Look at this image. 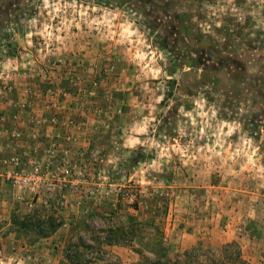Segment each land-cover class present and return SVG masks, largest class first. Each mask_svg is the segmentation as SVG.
<instances>
[{
  "label": "rangeland",
  "instance_id": "1",
  "mask_svg": "<svg viewBox=\"0 0 264 264\" xmlns=\"http://www.w3.org/2000/svg\"><path fill=\"white\" fill-rule=\"evenodd\" d=\"M7 120L0 264H70L135 187L172 252L236 241L264 264V0H0Z\"/></svg>",
  "mask_w": 264,
  "mask_h": 264
},
{
  "label": "trees",
  "instance_id": "2",
  "mask_svg": "<svg viewBox=\"0 0 264 264\" xmlns=\"http://www.w3.org/2000/svg\"><path fill=\"white\" fill-rule=\"evenodd\" d=\"M134 189V192L127 190L125 195L124 192L120 193L114 208L111 204H106L107 215L119 219L101 230L100 236L92 239V242L79 236L77 239L71 238L65 244V256L70 264H253L236 241L221 245L217 252L203 251L200 247L172 252L165 242V229L158 220L161 213L165 212L163 206L157 204L159 199H143L140 189ZM122 200L127 204L125 208L132 209L135 213L126 211V220H120L119 211L124 208ZM63 219L59 210H53V232L62 226ZM13 223L27 228L32 225L23 222L20 224L18 217H13ZM41 223L38 225L39 231L44 234L45 228L40 227ZM77 228L75 223L71 229L76 231ZM112 246L129 249L136 255V259L130 263L125 262L119 255L107 249Z\"/></svg>",
  "mask_w": 264,
  "mask_h": 264
},
{
  "label": "crops",
  "instance_id": "3",
  "mask_svg": "<svg viewBox=\"0 0 264 264\" xmlns=\"http://www.w3.org/2000/svg\"><path fill=\"white\" fill-rule=\"evenodd\" d=\"M11 109V108H10ZM10 109H5V108H3V110H1V114H4V115H9V112H10ZM6 110H8V111H6ZM15 113V115L14 116H16V111L14 112ZM13 113V114H14ZM11 123H12V120H11ZM3 127H5V128H3ZM13 127V126H12ZM11 125H10V121L9 120H7V122H5V123H1L0 122V133H4V132H6V130L7 131H10L11 130ZM13 128H15L16 129V127L14 126ZM0 142H1V140H0ZM16 153H18L19 154V151L18 152H16Z\"/></svg>",
  "mask_w": 264,
  "mask_h": 264
},
{
  "label": "built area",
  "instance_id": "4",
  "mask_svg": "<svg viewBox=\"0 0 264 264\" xmlns=\"http://www.w3.org/2000/svg\"><path fill=\"white\" fill-rule=\"evenodd\" d=\"M22 182H24V185H28L30 183V178L29 177H26L24 176V178L22 179Z\"/></svg>",
  "mask_w": 264,
  "mask_h": 264
}]
</instances>
